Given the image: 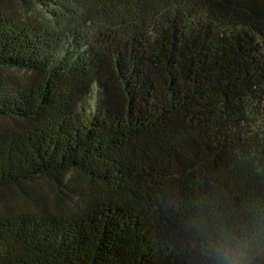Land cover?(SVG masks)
<instances>
[{"label": "trees", "instance_id": "16d2710c", "mask_svg": "<svg viewBox=\"0 0 264 264\" xmlns=\"http://www.w3.org/2000/svg\"><path fill=\"white\" fill-rule=\"evenodd\" d=\"M0 5V264H202L193 218L264 202V0ZM97 99L96 103H94Z\"/></svg>", "mask_w": 264, "mask_h": 264}, {"label": "clouds", "instance_id": "9594fccd", "mask_svg": "<svg viewBox=\"0 0 264 264\" xmlns=\"http://www.w3.org/2000/svg\"><path fill=\"white\" fill-rule=\"evenodd\" d=\"M200 208L191 230L202 264H264V202Z\"/></svg>", "mask_w": 264, "mask_h": 264}, {"label": "rangeland", "instance_id": "374dc122", "mask_svg": "<svg viewBox=\"0 0 264 264\" xmlns=\"http://www.w3.org/2000/svg\"><path fill=\"white\" fill-rule=\"evenodd\" d=\"M3 10L15 17L35 19L47 15L48 7L37 0H0ZM95 99L94 103H96ZM71 180L66 179L65 184H59L56 180L46 176L33 178L27 182L22 190L10 189L0 193V209L10 210L13 207L17 209L37 208V204L47 203L52 207L64 205L67 200L66 193L72 195L75 191L70 188L74 181L89 184L88 180L78 175H70Z\"/></svg>", "mask_w": 264, "mask_h": 264}]
</instances>
